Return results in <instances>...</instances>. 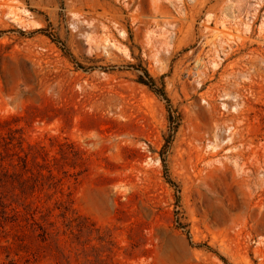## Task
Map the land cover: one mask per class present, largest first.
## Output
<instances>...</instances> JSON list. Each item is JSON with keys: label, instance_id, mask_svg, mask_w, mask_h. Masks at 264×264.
Wrapping results in <instances>:
<instances>
[{"label": "rangeland", "instance_id": "1", "mask_svg": "<svg viewBox=\"0 0 264 264\" xmlns=\"http://www.w3.org/2000/svg\"><path fill=\"white\" fill-rule=\"evenodd\" d=\"M25 153L76 214L0 264H264V0H0V171Z\"/></svg>", "mask_w": 264, "mask_h": 264}, {"label": "trees", "instance_id": "2", "mask_svg": "<svg viewBox=\"0 0 264 264\" xmlns=\"http://www.w3.org/2000/svg\"><path fill=\"white\" fill-rule=\"evenodd\" d=\"M144 73L148 76L146 70ZM147 84L153 87L154 83L151 77H149ZM17 143L19 146L21 145V141ZM11 155L13 156L14 153ZM33 164L34 159L29 161L28 153H25L24 157L18 154L15 162L11 158L8 165L14 169L18 167L21 171H10L9 167L0 171V188H7V190L0 192V218L3 219L0 221V231L5 233L4 237L6 238L11 236L12 243L17 246H24L26 237H35L40 242L46 243L55 227V222L51 220L52 211L55 208L60 210L62 217L68 214H76L72 208L71 195L64 193L60 183L61 179L47 184V189L51 187L54 189L50 196L59 194L54 202V207L50 208L41 203L39 194L45 189L46 183L43 181L44 176L41 171L34 173ZM45 168H47L48 173L47 179H54L56 176L49 165H45ZM78 217V215L74 216L70 221H74ZM77 226L79 225L77 224ZM72 232L70 233L72 234Z\"/></svg>", "mask_w": 264, "mask_h": 264}]
</instances>
